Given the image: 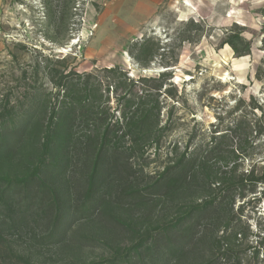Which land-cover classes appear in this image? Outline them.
Masks as SVG:
<instances>
[{
    "label": "rangeland",
    "instance_id": "1",
    "mask_svg": "<svg viewBox=\"0 0 264 264\" xmlns=\"http://www.w3.org/2000/svg\"><path fill=\"white\" fill-rule=\"evenodd\" d=\"M72 104L86 121L74 137L80 146L61 155L53 145L49 153L47 145L58 141L47 128ZM140 104L154 111L131 153L126 125ZM107 125L115 131L102 156L118 165L102 189L104 204L82 219L66 205V238L43 240L45 221L4 232L0 264L146 257L162 238L158 228L173 226L180 208L203 193L185 188L151 202L129 193L238 125L248 142L236 158L238 173L255 168L261 178L264 0H0V177L25 178L40 164L67 161L60 174L43 177L66 201H82ZM19 126L26 130L14 134ZM240 134L229 133L222 147L239 148ZM255 192L238 199L215 230L202 223L169 264H264V183Z\"/></svg>",
    "mask_w": 264,
    "mask_h": 264
},
{
    "label": "trees",
    "instance_id": "2",
    "mask_svg": "<svg viewBox=\"0 0 264 264\" xmlns=\"http://www.w3.org/2000/svg\"><path fill=\"white\" fill-rule=\"evenodd\" d=\"M74 110L73 104L71 108L63 109L60 114L64 116L58 119V122H52L48 126V134H53L58 141L47 145L49 153L53 145L61 155L68 153L71 145L77 148L80 146L78 145L80 142L74 143V137L84 130L86 121H79ZM152 110L154 111V108L144 109L140 104L136 112H132V116L128 118L126 130L132 137V144L127 147L128 152L134 153L133 151L140 147L139 141L142 139L137 140L136 138L142 136L140 133L147 126ZM25 130L19 126L13 130V133L23 134ZM112 131L115 130L111 125L105 126L101 138L97 139L99 145L94 148V150L97 149V158L93 163V171L87 181L82 201H76L73 198L66 201L62 191L50 188L49 182L43 177L46 174L49 178L50 175L47 173L54 170L60 174L67 168V161L60 160L55 165L48 164L46 169H42L43 165L40 164L31 175L25 178L0 177V236L4 232L20 231L26 224H41V221H45L49 227L47 228L48 234L43 240H54L55 235L62 232V238H66L70 225L69 220L65 219L70 215L66 205L70 206L69 210L73 208L71 216L78 219L88 218L95 214L106 199L102 189L118 165L117 161L112 163L111 160L104 159L102 156L105 150L111 149L107 147L110 146L109 134ZM240 131L244 139L241 140L239 148L225 149L222 147L229 133L237 135ZM245 135V130L239 125L235 129H229L228 133L218 138L220 142L215 143V140H212L206 145L205 150L198 149L181 155L176 162L165 167L145 188L129 193L128 197L139 199L142 202H151L156 198H171L179 194L182 189L189 188L200 189L203 198L186 209L180 208L173 226L166 225L158 228L162 238L156 239L154 246L146 248L147 258L142 257V252L138 255L140 258L126 257L127 253L115 260H107L105 264H169L170 255H175L199 236V227L202 223H206L210 230H215L222 222V216L233 211L238 199L256 193L255 185L264 183V175L261 178L256 177L255 168L249 173L239 174L236 163V158L243 155L245 152L243 147L248 143ZM231 254H233L232 250L226 248L223 256L229 259ZM208 264H217V261Z\"/></svg>",
    "mask_w": 264,
    "mask_h": 264
}]
</instances>
